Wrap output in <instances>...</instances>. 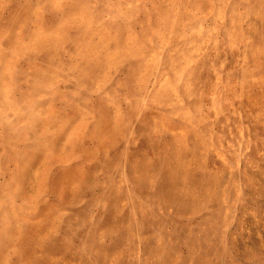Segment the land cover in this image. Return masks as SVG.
<instances>
[{
    "label": "rangeland",
    "instance_id": "obj_1",
    "mask_svg": "<svg viewBox=\"0 0 264 264\" xmlns=\"http://www.w3.org/2000/svg\"><path fill=\"white\" fill-rule=\"evenodd\" d=\"M0 264H264V0H0Z\"/></svg>",
    "mask_w": 264,
    "mask_h": 264
}]
</instances>
